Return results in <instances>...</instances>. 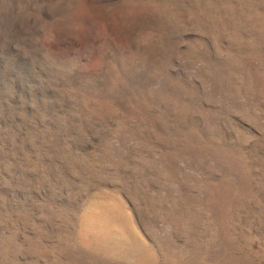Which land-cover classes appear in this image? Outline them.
I'll return each instance as SVG.
<instances>
[{
	"label": "rangeland",
	"instance_id": "rangeland-1",
	"mask_svg": "<svg viewBox=\"0 0 264 264\" xmlns=\"http://www.w3.org/2000/svg\"><path fill=\"white\" fill-rule=\"evenodd\" d=\"M0 264H264V0H0Z\"/></svg>",
	"mask_w": 264,
	"mask_h": 264
},
{
	"label": "clouds",
	"instance_id": "clouds-1",
	"mask_svg": "<svg viewBox=\"0 0 264 264\" xmlns=\"http://www.w3.org/2000/svg\"><path fill=\"white\" fill-rule=\"evenodd\" d=\"M120 15L128 16L133 23L135 22V13L132 11L123 12ZM159 36L160 34L155 28L148 25H138L137 29L127 36V39L137 46L149 47L159 39Z\"/></svg>",
	"mask_w": 264,
	"mask_h": 264
}]
</instances>
